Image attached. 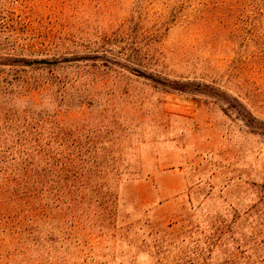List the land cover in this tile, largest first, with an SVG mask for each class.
Here are the masks:
<instances>
[{
  "label": "rangeland",
  "instance_id": "rangeland-1",
  "mask_svg": "<svg viewBox=\"0 0 264 264\" xmlns=\"http://www.w3.org/2000/svg\"><path fill=\"white\" fill-rule=\"evenodd\" d=\"M0 81V264H264V0H0Z\"/></svg>",
  "mask_w": 264,
  "mask_h": 264
},
{
  "label": "trees",
  "instance_id": "trees-1",
  "mask_svg": "<svg viewBox=\"0 0 264 264\" xmlns=\"http://www.w3.org/2000/svg\"><path fill=\"white\" fill-rule=\"evenodd\" d=\"M15 61H17V64L18 65H22V66H28V67H41V65H45V64H48L50 62H48L47 60H44V59H23L21 58L20 60L16 59ZM6 85H4V82H1L0 81V87H5ZM175 90H179V91H182L183 88H174ZM17 187L18 184H15Z\"/></svg>",
  "mask_w": 264,
  "mask_h": 264
}]
</instances>
